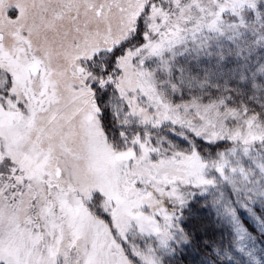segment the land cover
<instances>
[{"label": "snow or ice", "instance_id": "1", "mask_svg": "<svg viewBox=\"0 0 264 264\" xmlns=\"http://www.w3.org/2000/svg\"><path fill=\"white\" fill-rule=\"evenodd\" d=\"M0 264H264V0H0Z\"/></svg>", "mask_w": 264, "mask_h": 264}, {"label": "trees", "instance_id": "2", "mask_svg": "<svg viewBox=\"0 0 264 264\" xmlns=\"http://www.w3.org/2000/svg\"><path fill=\"white\" fill-rule=\"evenodd\" d=\"M193 216L195 218V222L197 223H208L210 222L211 220V215H210V212L203 209L200 205H196L194 208H193ZM246 219V222H248L249 224L251 223L250 221H247V218ZM211 235V233H210Z\"/></svg>", "mask_w": 264, "mask_h": 264}]
</instances>
